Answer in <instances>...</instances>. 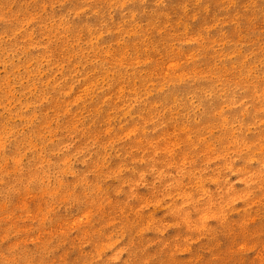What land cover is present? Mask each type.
Here are the masks:
<instances>
[{
  "label": "rangeland",
  "instance_id": "obj_1",
  "mask_svg": "<svg viewBox=\"0 0 264 264\" xmlns=\"http://www.w3.org/2000/svg\"><path fill=\"white\" fill-rule=\"evenodd\" d=\"M0 264H264V0H0Z\"/></svg>",
  "mask_w": 264,
  "mask_h": 264
}]
</instances>
